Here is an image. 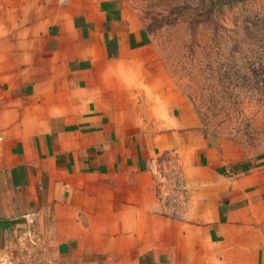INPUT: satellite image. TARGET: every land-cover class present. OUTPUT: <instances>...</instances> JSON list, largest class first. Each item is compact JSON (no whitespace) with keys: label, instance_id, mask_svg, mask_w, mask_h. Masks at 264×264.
<instances>
[{"label":"crops","instance_id":"1","mask_svg":"<svg viewBox=\"0 0 264 264\" xmlns=\"http://www.w3.org/2000/svg\"><path fill=\"white\" fill-rule=\"evenodd\" d=\"M149 41L126 0H0V264H264V165L204 136Z\"/></svg>","mask_w":264,"mask_h":264},{"label":"rangeland","instance_id":"2","mask_svg":"<svg viewBox=\"0 0 264 264\" xmlns=\"http://www.w3.org/2000/svg\"><path fill=\"white\" fill-rule=\"evenodd\" d=\"M126 3L150 39L145 54L166 69L204 136L237 159L264 165V0ZM178 172L170 154L154 172L167 199L182 185Z\"/></svg>","mask_w":264,"mask_h":264},{"label":"built area","instance_id":"3","mask_svg":"<svg viewBox=\"0 0 264 264\" xmlns=\"http://www.w3.org/2000/svg\"><path fill=\"white\" fill-rule=\"evenodd\" d=\"M60 1H67V0H60ZM156 194H157V196H158V198H160V200L161 201H165V196L163 195V194H161V192H160V188H158L157 190H156ZM29 238L31 239L32 238V235H30L29 234ZM32 240V239H31ZM32 242V241H31Z\"/></svg>","mask_w":264,"mask_h":264},{"label":"trees","instance_id":"4","mask_svg":"<svg viewBox=\"0 0 264 264\" xmlns=\"http://www.w3.org/2000/svg\"><path fill=\"white\" fill-rule=\"evenodd\" d=\"M232 1H236V2H238L239 0H232Z\"/></svg>","mask_w":264,"mask_h":264}]
</instances>
